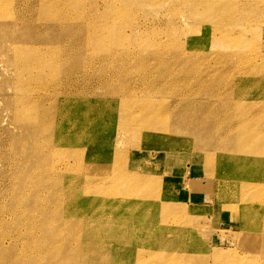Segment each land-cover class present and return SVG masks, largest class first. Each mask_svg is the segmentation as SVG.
Returning a JSON list of instances; mask_svg holds the SVG:
<instances>
[{
    "label": "bare ground",
    "instance_id": "bare-ground-1",
    "mask_svg": "<svg viewBox=\"0 0 264 264\" xmlns=\"http://www.w3.org/2000/svg\"><path fill=\"white\" fill-rule=\"evenodd\" d=\"M22 4L0 0V89L19 131L0 136V264H201L179 227L181 158L215 183L217 226L264 252V102L235 100L223 70L244 58L238 1ZM221 13L234 25H215ZM164 16L167 29L148 25Z\"/></svg>",
    "mask_w": 264,
    "mask_h": 264
},
{
    "label": "rangeland",
    "instance_id": "rangeland-1",
    "mask_svg": "<svg viewBox=\"0 0 264 264\" xmlns=\"http://www.w3.org/2000/svg\"><path fill=\"white\" fill-rule=\"evenodd\" d=\"M25 1L26 0H14L16 9L18 8L17 10L19 11L23 10V8L26 6H24L22 3ZM237 1L239 7L236 11V15L240 17L241 25H238L234 29V40H236L237 43L240 42L241 49L239 52L242 53L244 58L235 57L234 61L238 64H234V67L233 65L228 64L223 70H230V72L228 71V73H230L228 74V77L234 76L233 88L238 89L239 91H237L239 95L235 98V100L240 98L243 99L246 98L245 96H247L250 98L254 97L257 101L264 102V0ZM27 14L29 13L27 12ZM220 17L221 18L215 20V25L217 23L220 24L224 22H226L228 25H234L230 14L221 13ZM167 24L170 23L165 18V16L162 18L150 17L148 20V25L161 28V30L167 29ZM17 25L20 26V24ZM191 25L192 21L189 20L184 26L190 28ZM211 26L212 23L210 22L206 28L202 27L197 33H200V36L210 33L213 28ZM177 32L179 33V31ZM178 38L182 39L183 44L180 51H183L186 48L184 43L186 41V35L182 32L180 35H178ZM209 52L204 63H207L209 60L213 63L216 59V54L214 51L210 50ZM0 59V65L6 66L5 59L1 56ZM5 66L2 68L0 66V75L2 77V79L0 77V84H2L3 79H6L8 78L7 76L11 75L8 74L10 69L7 70ZM223 70L215 73L216 77L221 75ZM231 71L234 72L232 73ZM5 75L6 77H4ZM92 83L94 85L98 84L97 81H93ZM0 88H2V85H0ZM7 89L11 93H9V91L7 92ZM7 89L5 88L6 92H3L2 89H0V136L3 138L8 137L11 132H19L16 129L18 125L12 118L10 103H8V101L13 98V90L9 87H7ZM169 95H172V91H168V96ZM250 100L251 99H248V101ZM4 104H6V106H4ZM7 109H9L10 112ZM62 119L63 118H59L58 116L59 123L62 121ZM58 129H60L59 125L56 130ZM140 138L142 140L147 139L145 136H140ZM75 143L77 144L76 140ZM151 150V146H141V151ZM151 152L153 156L156 155V150H152ZM189 162L190 160L181 158V163H184V165L181 167V173L178 175V178L173 180L175 181V185L177 186L176 189L181 198V200L175 202V205L190 209L191 217L184 216L181 218L182 221L180 225H183L184 228L182 226L179 227L181 228L183 237L180 236L178 232L174 233L173 235L176 234L175 236H180L186 239L188 242L196 244V247L201 252L197 254L204 256L203 259H201V264H243L242 261L246 263V261L250 260L251 264H261L264 259V252L258 253L254 249L250 248L246 242H243L237 232L232 229V226L230 229H222V225L219 224L217 226L216 218L213 212L216 211L218 205L215 204L216 202L213 203V201L209 199V195L214 198L216 197L217 187L214 182L211 183L208 180L209 176L206 175L201 169H199V172L196 169L194 172L191 171L185 173V167L189 166ZM77 175L79 174H72L71 179ZM212 178L214 179L213 181H215L216 177ZM173 180H171L172 183H174ZM205 181L209 182L207 183ZM185 183L188 184L189 189L183 186ZM156 204L157 203L155 202L151 203L153 206ZM225 218H227L226 215ZM221 222L225 224V221ZM146 252H150V250ZM64 264L68 263L64 262Z\"/></svg>",
    "mask_w": 264,
    "mask_h": 264
}]
</instances>
